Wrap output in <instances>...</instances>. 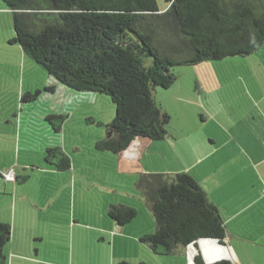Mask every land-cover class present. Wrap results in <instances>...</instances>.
<instances>
[{"label": "trees", "instance_id": "obj_1", "mask_svg": "<svg viewBox=\"0 0 264 264\" xmlns=\"http://www.w3.org/2000/svg\"><path fill=\"white\" fill-rule=\"evenodd\" d=\"M164 1L161 12L155 0H0L12 17L10 44L18 45L55 82L75 92L110 98L115 115L95 147L114 155L136 138H167L169 116L153 93L173 86L177 66L245 57L264 45V0ZM37 94L25 93L20 102ZM52 118L63 121V117L47 116L55 133L60 127ZM45 153V161L58 171L70 167L59 145L47 147ZM20 179L26 177H15ZM135 188L144 197L155 227L139 242L153 254L171 256L200 240L224 239L216 207L187 173L144 174ZM107 215L122 227L136 218L137 210L111 205ZM10 232V225L0 222V264L6 263L3 249ZM193 264L206 263L196 253Z\"/></svg>", "mask_w": 264, "mask_h": 264}, {"label": "rangeland", "instance_id": "obj_2", "mask_svg": "<svg viewBox=\"0 0 264 264\" xmlns=\"http://www.w3.org/2000/svg\"><path fill=\"white\" fill-rule=\"evenodd\" d=\"M155 1L163 12L165 1ZM13 34L10 12L0 10V165L17 164L18 176L29 177L24 184L14 185L18 192L13 201H8L1 190L3 184L8 183L10 189L13 182L0 179V220L9 221L12 227L15 218L19 242L33 232L42 236L41 244L37 245L40 258L47 251L56 264H120L123 260L135 264H184L181 256L155 255L138 238L132 237L136 233L135 225L153 233L154 220L139 190L127 177L117 173V157L95 147L105 138V126L115 115L110 98L75 92L55 82L25 56L18 45L9 43ZM248 70L264 73V45L245 57L177 66V79L172 88L158 93L157 98L169 105L173 122L178 124L181 116L192 119L190 117L199 113L196 104L178 103L179 97L186 95L191 99L194 92L201 90L205 103L214 93L221 99L226 86L236 81L237 73ZM25 93L38 94L27 103H21V95ZM48 115L63 117V121L50 120L61 128L60 135H55ZM53 144H60L68 154L74 163V174L60 172L54 164L45 161V149ZM22 163L33 164L38 170H23ZM124 203L135 206L138 215L123 226L120 234L111 226L114 221L107 211L111 205ZM69 216L77 223L74 229L67 225ZM30 243L32 245L33 237ZM27 252L32 254L33 248Z\"/></svg>", "mask_w": 264, "mask_h": 264}, {"label": "crops", "instance_id": "obj_3", "mask_svg": "<svg viewBox=\"0 0 264 264\" xmlns=\"http://www.w3.org/2000/svg\"><path fill=\"white\" fill-rule=\"evenodd\" d=\"M0 10L9 12L1 3ZM235 80L226 86L221 99L214 93L205 103L201 90L194 92L191 99L186 95L179 97L178 103L197 105L199 113L190 117L192 119L181 116L178 124L173 122L169 105L157 98L158 93L163 94L164 91L155 90L154 101L169 116L167 138L161 141L136 138L124 151L112 154L117 157V173L127 177L134 188L139 177L144 174L173 176L187 173L216 207L225 229L224 239L200 240L193 245L178 248L171 256H181L184 264H193L196 253L201 255L206 264L221 260L231 264H264V73H250L248 70L237 73ZM60 133L61 128L55 135ZM54 145L60 146H51ZM73 164L70 161V167L60 172L69 171L74 174ZM16 165L12 162L8 166L1 164L0 170L14 169L16 177L21 178L16 171L19 166ZM20 165L23 170H38L33 164ZM83 170L84 166L81 175ZM28 180L29 177L25 181L14 180L10 189L7 187L9 183L3 184V195L8 201H13L18 192L14 185L20 186ZM139 194L142 196L141 192ZM69 218L67 225L74 229L77 223L71 216ZM0 222L10 225L9 221ZM11 223L10 240L3 249L5 264H56L47 251L40 258L37 245L41 244L42 236L33 232L19 242L15 218ZM111 224L116 232L123 233V226L115 222ZM67 225L64 223V227ZM134 229V240L140 239L145 233L151 234L142 226L135 225ZM148 229H152L150 224ZM32 237L33 246L30 243ZM31 247L33 253L29 254L27 250ZM123 262L135 264L127 260Z\"/></svg>", "mask_w": 264, "mask_h": 264}, {"label": "built area", "instance_id": "obj_4", "mask_svg": "<svg viewBox=\"0 0 264 264\" xmlns=\"http://www.w3.org/2000/svg\"><path fill=\"white\" fill-rule=\"evenodd\" d=\"M3 179H5L8 182H12L15 180L16 174L14 169L5 170L1 173Z\"/></svg>", "mask_w": 264, "mask_h": 264}]
</instances>
